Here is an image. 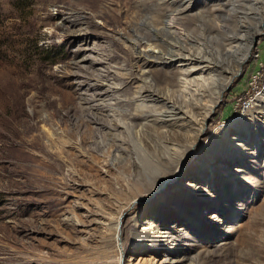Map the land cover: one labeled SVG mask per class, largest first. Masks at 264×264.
<instances>
[{
    "label": "rangeland",
    "instance_id": "374dc122",
    "mask_svg": "<svg viewBox=\"0 0 264 264\" xmlns=\"http://www.w3.org/2000/svg\"><path fill=\"white\" fill-rule=\"evenodd\" d=\"M236 1L168 30L175 0H0V264H264V0ZM178 50L217 70L201 102ZM141 96L212 111L132 126Z\"/></svg>",
    "mask_w": 264,
    "mask_h": 264
},
{
    "label": "bare ground",
    "instance_id": "6f19581e",
    "mask_svg": "<svg viewBox=\"0 0 264 264\" xmlns=\"http://www.w3.org/2000/svg\"><path fill=\"white\" fill-rule=\"evenodd\" d=\"M159 1L169 2L171 0H159ZM227 1L228 0H217V3H219V11L211 10L209 12V16H211V17H217L218 15L220 16L221 12L223 10L227 9V7L229 6L228 5L229 3L231 5H235L238 2L236 0H232L231 2L227 3ZM192 3H193V0H175L176 8H177V11H179V14H178V16H174V15L172 16L171 21L168 25V30H170V29H172V27H174V25H175L174 23H177L176 20H179L181 18L180 16L187 15L191 11ZM147 44H149V43H147ZM149 47L150 46H147L144 48H149ZM137 59H139V60H137L138 72H140V75L143 76L148 71L149 66H148L147 62H144L142 65L139 64V61L141 59V55ZM206 59L203 56H193L189 53L178 50V51H174L172 54H170L168 59L163 62V64L174 65L176 67L173 79L177 82L178 86L188 85V86H195L196 87V89L193 92V96L196 95L197 97H199L198 99H200L199 100L200 102L204 98V93H202L199 90V87L202 88L203 84L205 85V84H208L209 82L214 83L215 81H213V79H210V75L217 73L215 66H213L211 64V62H208ZM222 72H223V70L219 68V75L222 74ZM144 82H146V80ZM138 99L141 102V105H140L141 111L139 113H137L136 115H133L129 118V124L134 126L138 123H141L138 121H142L145 123H151L155 128L164 129L168 133L171 132V130H173L175 128L181 129L180 131H182L184 128H189V127H193V126L196 127L198 124L197 118L199 116H203V118H204L202 120V122H203L207 118V116H209L211 114V111H212L211 108L208 109V111H206L205 109H201L198 104L197 105H189L188 104V106H186V104L184 106H179V104H178V106H176L177 104H175L174 102H172L170 99L167 98V100H165L166 101L165 102L166 109H163V111L169 109L170 111H173L174 114L172 115L171 118L167 119L162 115V112H161L160 115L157 118H155L151 115H147V114L143 113V110H144L143 108H146V106H144L143 104H144L145 100L147 101V100L151 99V101H154V102L159 101V100L154 99L152 97H148V96L147 97L141 96ZM196 100H197V98H196ZM168 104L170 106H167ZM202 110L204 111L203 114H201ZM198 126H200V125L198 124ZM185 132H188V131L186 130ZM185 132H184V138H185V136L188 135ZM190 138L191 137H187L186 144H185V146H183V148L187 147V145L190 142L189 140H191ZM170 147H172L173 153H177L178 160L180 158H182L183 152L181 153L182 150H179V148H181L179 144L172 143V145H170ZM171 161L173 162L174 160L171 159ZM156 179H157V177L155 178V181H156ZM189 183H191V182H189ZM201 188H205L204 184H202ZM146 224L148 226L147 228L151 232L153 230L154 231L156 230L155 232H156V234H159V236H165L166 234H168V236L171 235V232L169 230H167L165 228H161L160 226L158 227L156 224H154L152 219L150 221H148ZM117 228H118V225L114 226V228L112 229L114 231V234L118 233ZM171 244H173V242Z\"/></svg>",
    "mask_w": 264,
    "mask_h": 264
}]
</instances>
